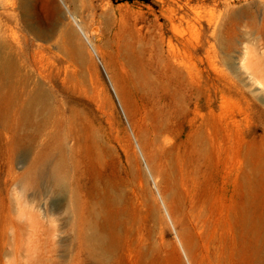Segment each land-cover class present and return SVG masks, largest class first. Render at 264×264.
Listing matches in <instances>:
<instances>
[{
	"label": "rangeland",
	"instance_id": "rangeland-1",
	"mask_svg": "<svg viewBox=\"0 0 264 264\" xmlns=\"http://www.w3.org/2000/svg\"><path fill=\"white\" fill-rule=\"evenodd\" d=\"M22 3L0 0V264H264V172L246 183L244 235L239 184L223 197L233 124L211 127L225 159L206 177L183 146L189 71L202 116L264 108V0ZM178 52L181 93L159 74ZM251 125L261 139L264 114Z\"/></svg>",
	"mask_w": 264,
	"mask_h": 264
},
{
	"label": "bare ground",
	"instance_id": "bare-ground-1",
	"mask_svg": "<svg viewBox=\"0 0 264 264\" xmlns=\"http://www.w3.org/2000/svg\"><path fill=\"white\" fill-rule=\"evenodd\" d=\"M22 1H23L22 7L24 9H27L26 0H22ZM150 44L152 46L158 45V43H151L149 39V42L147 45L150 47ZM150 58L151 57H150V51H149L148 56L146 57V68H147L146 72L145 73L141 72L142 74L140 73L142 78L144 80H147L149 83H150ZM162 61L163 62H161V65H160L161 70L159 73L161 75L160 78L163 79L165 83H167V86H174L173 84H175L176 85L175 87H177L176 89L177 93H181V88L183 84L182 75H183V65H184L182 54L178 52V53L168 55V57H166V59H162ZM7 66H8V63L5 61L4 57L2 56L1 47H0V68H4ZM192 71L191 72L189 71L190 82L187 83V87H186V89H188L187 96H185V102L187 104H185L184 108L191 110L190 113L193 114L195 117L192 118V120L189 122L187 126L190 129V135L187 138V141L183 144V146L186 147L187 150L189 149V151H191V155L196 160V169L198 170V173L202 177H206L208 171H210V169L213 167L214 164H216L217 166L220 163H222V161L224 164V159H225V158L224 159L222 158L223 146L221 144V141L219 140V138L216 137V135H214V137L211 135L210 133L211 127L215 126L214 129L217 130L216 132L222 133L221 131L224 129V126L226 129H228L230 124L231 125L233 124L234 129L232 128V130L234 132L228 136H229V139H233L235 144L238 146V154L236 156L235 162H232L230 158L225 159L224 172L222 176L223 177V189H224L223 197L227 199V196L230 193L232 180H234V182H237L239 184V189L241 190V193L239 194L238 199H235L234 201H232L233 197H231L230 200H231V204L233 202L231 207H234L233 209H235L234 218H235L236 225L238 229L240 230V232L242 233V235H244L247 231V227H249L248 226L249 220H247V212H248L249 205H248V200H247L248 196L246 195V183H247V180L251 178V176H260L262 172H264V136L261 137V139L257 138V134L260 131V128H257V126L251 125V122L255 120L259 112H262L264 114V108H260L256 105L255 102H252V104L248 106L249 113L247 111L244 112L241 109V113H243V115L245 116L242 124L235 122L233 117L230 118L232 122L231 123L229 122V119H225V118L223 120L222 118L218 120V118L214 116H212V118H207L205 116H202L201 111L204 109L202 105L203 100H204V94L200 93V87H199L200 81H197L196 76ZM260 72L262 71H259V72L257 71L256 75L260 74ZM251 75L253 76L254 79L258 78L255 75V73H251ZM36 100L38 102L45 101L44 97L41 95L37 96ZM209 103L211 102L209 101ZM192 106L194 107V109H191ZM175 108L176 110L169 112L168 120L170 122L175 120V118L177 117L178 113L181 110L180 105L176 106ZM213 121H214V124H213ZM192 134L194 135V139L191 138ZM249 137H252V139L249 140ZM55 179H56L57 186L60 187L61 189L62 187L61 179L59 178V176L58 177L56 176ZM254 225L256 224L254 223ZM228 227H230V229L233 231L234 226H228Z\"/></svg>",
	"mask_w": 264,
	"mask_h": 264
}]
</instances>
